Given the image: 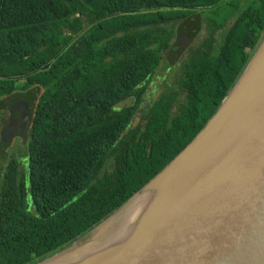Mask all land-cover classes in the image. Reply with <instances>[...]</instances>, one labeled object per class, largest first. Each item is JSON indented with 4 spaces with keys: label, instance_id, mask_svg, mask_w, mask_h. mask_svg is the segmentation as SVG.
I'll return each instance as SVG.
<instances>
[{
    "label": "trees",
    "instance_id": "1",
    "mask_svg": "<svg viewBox=\"0 0 264 264\" xmlns=\"http://www.w3.org/2000/svg\"><path fill=\"white\" fill-rule=\"evenodd\" d=\"M229 1L0 0V99L36 98L22 156L0 165V264H33L87 233L203 127L264 31V0L230 22L211 15ZM197 8L209 35L132 125Z\"/></svg>",
    "mask_w": 264,
    "mask_h": 264
},
{
    "label": "water",
    "instance_id": "2",
    "mask_svg": "<svg viewBox=\"0 0 264 264\" xmlns=\"http://www.w3.org/2000/svg\"><path fill=\"white\" fill-rule=\"evenodd\" d=\"M35 99L12 95L8 110L16 117ZM182 164V175L151 203L145 193ZM135 199L151 204L141 222L124 237L103 236L100 227L131 211ZM92 241L102 246L63 259ZM52 254L33 264H264V37L193 138L105 219Z\"/></svg>",
    "mask_w": 264,
    "mask_h": 264
},
{
    "label": "flooded vegetation",
    "instance_id": "3",
    "mask_svg": "<svg viewBox=\"0 0 264 264\" xmlns=\"http://www.w3.org/2000/svg\"><path fill=\"white\" fill-rule=\"evenodd\" d=\"M255 4L254 0H231L229 1L228 5H223L226 8H220L216 11H214L211 15H214L217 18H227L228 21H232L233 18L238 14L239 11H241L243 8L247 7L248 5ZM212 6L208 7H202V8H211ZM193 11L189 16L185 19V27L186 29L181 30V33L177 35V32H179V28L175 29V41L176 44L174 45L176 50L174 55H172V60L170 63V67L164 68L163 62L159 65L157 69V73L155 77L159 79V83H164L162 87L164 89L159 92V94L154 98L156 99L159 95H161L164 90L171 87V85L168 82H165L164 77H159L160 72L159 70L165 69L166 71H173L174 73H179L182 69L183 63H185V60L192 54H194L198 49L201 48L202 45V39L206 38V36L209 35V29L207 25H205V22L202 20V14L198 10ZM207 24L209 26L217 25L213 22V19L210 17ZM219 25V24H218ZM222 29L223 27H217L214 29L215 33H218L219 36L222 35ZM217 35V34H216ZM264 37V31L260 33L259 41L256 43L254 50L251 52V55L254 53L256 48L258 47L259 43ZM206 40V39H205ZM205 40L204 44H205ZM250 59V58H249ZM165 71V72H166ZM151 83V82H150ZM149 83V84H150ZM175 83V82H174ZM174 85V84H173ZM148 85L145 89L144 96L140 100L141 106L138 108V113L142 112L144 107L149 105L153 99H147L148 95ZM32 89H26L21 91H16L11 93L8 97H3L0 99L7 100V103H2L0 105V147L4 146V149L2 152L0 151V158H8L9 156H14L20 158L21 150L24 148L25 143V137L27 136V125L29 124L30 116H31V109H33L31 106V109H23V107L27 104V102H24V106L22 108H19L20 114L16 117H13L9 110H8V102L12 95H22V94H30ZM24 112V113H23ZM10 115L13 119H9ZM26 134V136H25ZM5 162V161H4Z\"/></svg>",
    "mask_w": 264,
    "mask_h": 264
},
{
    "label": "bare ground",
    "instance_id": "4",
    "mask_svg": "<svg viewBox=\"0 0 264 264\" xmlns=\"http://www.w3.org/2000/svg\"><path fill=\"white\" fill-rule=\"evenodd\" d=\"M188 162L189 161L187 162L185 161L183 164H186ZM183 164L177 169H175L174 173L171 174L170 177H167L163 183L159 184L154 188L149 189L145 193V196H147L148 199H150L151 203L159 195L157 189L161 188L162 190L163 186H165L166 183H172L173 181H176L175 179H177L178 176L180 177L182 175L181 168ZM134 202L135 204L133 205L130 204V206L127 208L131 211L128 212L127 210H125L124 213L121 216H119V218L118 217L116 218L117 219L116 221H112V224L109 223L106 224V226H101L99 232H101L103 236L107 235L109 239L117 238L122 234H124L123 237L126 236L127 233L130 232L133 227H135L139 222H141V220L143 219V217L145 216L146 212L148 211L151 205V204L141 205L140 199H135ZM100 246H102V243L100 241H92L89 244L79 248L77 252L68 254L63 259L68 258V261H70L72 259L80 257V253H87V251L89 250L91 251L92 249L98 248Z\"/></svg>",
    "mask_w": 264,
    "mask_h": 264
},
{
    "label": "rangeland",
    "instance_id": "5",
    "mask_svg": "<svg viewBox=\"0 0 264 264\" xmlns=\"http://www.w3.org/2000/svg\"><path fill=\"white\" fill-rule=\"evenodd\" d=\"M165 71H166L165 69L159 70V72H160L159 77H161V78L164 77L165 82H168L172 86L175 82V79H176V73H174L173 71H169V70L166 72ZM163 84L164 83L160 84L159 79L157 77H155L154 81L148 85L149 91H148V95L146 98L147 99H154L159 94V92L164 89V87H162ZM139 115H140V112L137 113L136 117H134L132 125H134L136 123V120H137L136 118H138ZM4 159L5 158H0V165H2L4 163V161H5ZM50 256H53V254L49 255L48 257H50Z\"/></svg>",
    "mask_w": 264,
    "mask_h": 264
}]
</instances>
